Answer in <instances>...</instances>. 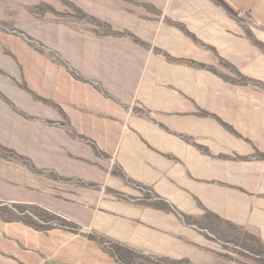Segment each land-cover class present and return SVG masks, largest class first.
<instances>
[{"label": "rangeland", "instance_id": "1", "mask_svg": "<svg viewBox=\"0 0 264 264\" xmlns=\"http://www.w3.org/2000/svg\"><path fill=\"white\" fill-rule=\"evenodd\" d=\"M0 226L44 234L45 264H264V25L0 0Z\"/></svg>", "mask_w": 264, "mask_h": 264}, {"label": "crops", "instance_id": "2", "mask_svg": "<svg viewBox=\"0 0 264 264\" xmlns=\"http://www.w3.org/2000/svg\"><path fill=\"white\" fill-rule=\"evenodd\" d=\"M222 1L231 9L264 25V0ZM42 237L46 238L41 232L32 233L23 227L15 226L10 230V227L0 226V264H45L49 258L56 262L64 261L63 255L55 251L47 252L48 243Z\"/></svg>", "mask_w": 264, "mask_h": 264}]
</instances>
